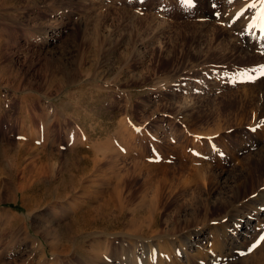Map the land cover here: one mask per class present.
Here are the masks:
<instances>
[{"label": "rangeland", "instance_id": "obj_1", "mask_svg": "<svg viewBox=\"0 0 264 264\" xmlns=\"http://www.w3.org/2000/svg\"><path fill=\"white\" fill-rule=\"evenodd\" d=\"M96 18L103 37L90 25L82 29L84 20ZM1 28L15 35L7 38ZM24 32L39 42L21 38ZM244 37L264 42L260 0H0V64L17 72L21 87L29 77L43 87L46 74V93L69 100V119L78 121L86 138L75 148L43 149L52 144L48 140L36 147L30 142L22 151L0 140V264H40L44 254L52 260L48 241L56 239L62 245L54 264H98L90 262V252L105 256L102 250L119 247L131 234L130 224L141 229L132 239L145 244L165 234L166 219L178 231L188 228L183 233L204 231L203 251L209 255L227 231L228 217L255 214L250 205L264 203V158L254 155L264 145V49ZM228 40L242 52L224 50ZM194 103L200 111L183 117L180 108ZM193 164L202 166L201 173ZM133 165L145 172L131 180ZM121 166L128 174L118 171ZM180 166L197 175L192 185L179 179ZM220 172L240 177L246 186L230 206L216 203L206 211L209 183ZM147 176L156 189L142 185ZM182 179L189 196L180 191ZM232 182L238 189V181ZM121 184L122 199L115 197ZM192 192L201 196L199 202ZM155 193L161 194V208L149 224ZM256 217L252 236L261 241L264 211ZM253 247L247 242L245 259L235 262L250 264L253 253L259 254Z\"/></svg>", "mask_w": 264, "mask_h": 264}, {"label": "bare ground", "instance_id": "obj_2", "mask_svg": "<svg viewBox=\"0 0 264 264\" xmlns=\"http://www.w3.org/2000/svg\"><path fill=\"white\" fill-rule=\"evenodd\" d=\"M261 5V4H260ZM92 9V8H91ZM101 16V15H100ZM104 16V15H103ZM105 17V16H104ZM107 18V17H106ZM99 19L96 18L94 21L90 20L88 22V20H84L83 21V24H82V29H86L89 25L91 26V28L94 29V31L96 32V34H100L101 35V31L100 30V26H101V20L100 22L98 21ZM104 19H102V22H103ZM54 22L56 20H53ZM105 21V20H104ZM234 22V21H233ZM236 22V21H235ZM51 23V21L49 22ZM48 23V24H49ZM53 23V22H52ZM57 23V22H56ZM113 23V22H112ZM230 23V22H229ZM239 23V22H238ZM47 24V25H48ZM55 24V23H54ZM65 24V23H64ZM236 24V23H235ZM58 25V24H57ZM105 25V24H104ZM161 25V24H160ZM159 25V27H160ZM46 26V25H45ZM52 26V24H51ZM89 26V27H90ZM103 26V25H102ZM106 26V25H105ZM134 26V25H133ZM158 26V25H157ZM162 26V25H161ZM240 26V25H239ZM58 27V26H57ZM113 27V26H112ZM135 27V26H134ZM248 27V26H247ZM92 29V30H93ZM238 29V28H236ZM104 32H105V28L103 29ZM114 30V29H113ZM43 31V30H42ZM49 31H51L50 29H46V32L48 33ZM60 31V30H59ZM108 31V29L106 30ZM112 31V30H110ZM85 32V31H84ZM87 33V32H86ZM85 33V34H86ZM107 34V33H106ZM105 34V35H106ZM111 34V33H110ZM121 34V33H120ZM119 34V35H120ZM128 34V33H127ZM92 35V34H91ZM109 34H107V37H108ZM117 35V33H116ZM129 35V34H128ZM127 35V36H128ZM88 36V35H87ZM118 36V35H117ZM132 36V35H131ZM48 37V36H47ZM103 37V36H102ZM112 37V36H111ZM120 37V36H119ZM122 37V36H121ZM51 38V37H50ZM89 38V37H88ZM125 38V36H124ZM52 39V38H51ZM113 39V38H111ZM263 40V38H261ZM260 39V40H261ZM120 40V39H118ZM117 40V41H118ZM106 41V40H105ZM113 41V40H112ZM110 40V43L112 42ZM116 41V40H115ZM124 41V40H122ZM243 41L247 44H254L255 46L259 47V48H263L264 49V42L262 41H251V38H243ZM129 42V41H128ZM128 42H125L128 44ZM101 43V41H100ZM103 43V42H102ZM116 43V42H115ZM120 43H122L120 41ZM119 43V44H120ZM225 43V42H224ZM107 44V43H106ZM112 44V43H111ZM135 44V43H134ZM143 44V42H142ZM103 45V44H102ZM239 45V44H238ZM114 44L111 45V48H113ZM140 46V45H139ZM139 46H138V49H139ZM143 46H145V44H143ZM117 48V46H115ZM114 47V48H115ZM142 47V46H141ZM245 47V46H244ZM223 49H228L229 50V53L230 52H237V53H241L242 52V49L240 50L237 49L236 47H233L230 43H229V40L226 41V43L224 44V47ZM109 51V50H108ZM134 51V50H133ZM245 52V50H244ZM248 53V52H246ZM101 54V53H100ZM232 54V53H231ZM112 55V54H111ZM140 60V59H139ZM264 83V82H263ZM253 89V88H252ZM259 90H260V87H259ZM264 90V89H263ZM258 94V93H257ZM261 95V94H260ZM264 95V94H263ZM172 98H169V100L171 101H176V100H172ZM175 99V98H174ZM198 99V97H197ZM262 99V102H261V113H259V118H261L264 122V98H260ZM196 100V99H195ZM178 101V100H177ZM205 101V100H204ZM242 101V100H241ZM256 101V100H255ZM258 101V100H257ZM195 102V101H194ZM203 102V101H202ZM151 103V102H150ZM169 103V102H168ZM172 103V102H171ZM176 103V102H174ZM196 103V102H195ZM192 105V107H186L185 108H180V110L182 109L183 111L180 113L183 117L187 116L188 113H190L189 111H192L193 113L195 112H198L200 111V107H201V104H197V106L195 105ZM205 103V102H204ZM251 103V102H250ZM157 104V103H156ZM155 104V105H156ZM179 104V103H178ZM242 104V103H241ZM174 105V104H173ZM245 105V104H244ZM148 106V105H147ZM157 106V105H156ZM171 106V105H170ZM184 106V105H183ZM204 106V105H202ZM149 107V106H148ZM154 107V106H153ZM175 107H178L175 105ZM180 107V105H179ZM243 107V106H242ZM259 108V107H258ZM178 110V109H177ZM246 112V111H245ZM259 120V119H258ZM257 121V120H256ZM256 123V122H255ZM258 123V121H257ZM261 123V122H260ZM252 125V124H251ZM221 129V128H220ZM214 130V129H213ZM196 131V130H195ZM220 131V130H219ZM197 132V131H196ZM203 132V131H202ZM214 132V131H213ZM216 132V131H215ZM134 133H135V130L131 131V136H134ZM209 133V132H208ZM44 134H46L44 132ZM43 134V135H44ZM136 134V133H135ZM199 134H202V133H199ZM205 134V133H204ZM214 134V133H213ZM40 135V134H39ZM72 135V134H71ZM71 139H74L73 140V143L71 144V147L72 146H75L76 144V141L77 140V136L73 137L71 136ZM37 136V135H36ZM42 136V135H41ZM131 136H128L129 138ZM136 136V135H135ZM41 138V137H40ZM76 138V139H75ZM71 139H70V142H71ZM131 139V138H130ZM168 148V147H167ZM257 150L254 152V155L258 154V157H263L264 158V145L263 144H258L257 146ZM96 149V148H95ZM106 149L103 148L101 149L100 151H102L104 153ZM124 151H128L129 148L126 147V149H123ZM183 150V147H181V149L179 150L180 152ZM195 152H200L198 151L199 149L198 148H194L193 149ZM131 151V150H129ZM134 151V150H133ZM132 151V152H133ZM140 152V151H139ZM178 152V151H177ZM131 153V152H130ZM201 153V152H200ZM199 153V154H200ZM204 153V152H203ZM201 153L199 155V158H202V156H204L205 158H203V160H206L207 158V155ZM132 154V153H131ZM198 154V153H197ZM203 154V155H202ZM144 155V154H143ZM141 157V155H140ZM134 162V161H133ZM141 165V164H140ZM184 165V164H183ZM194 165V164H193ZM134 166V165H133ZM196 166L194 169L196 170L195 173L201 171V168L202 166L199 165H194ZM50 167V165H49ZM66 167V166H65ZM69 167V166H68ZM140 167V166H139ZM181 167V166H180ZM67 168V167H66ZM175 168V167H174ZM200 168V169H199ZM160 169V168H159ZM120 170H124L123 173L124 174H128V170L127 169H124V167H120L118 169V171ZM132 172L131 173V180L137 178L138 174L140 175V173H143L145 171H143L142 167L141 169L134 166L132 167ZM181 170L182 171H179L180 174H179V179L181 177L185 178V182L187 181V184H191L193 183L194 180H196V174L194 173H191V172H188L187 170H185V168L181 167ZM191 171V170H190ZM121 172V171H120ZM153 172H155V170H153ZM183 173H186L183 175ZM201 173V172H200ZM203 173V172H202ZM210 173V172H209ZM227 173V172H226ZM226 173H219V174H215V176H213V179L210 181L209 183V190H210V198L208 200V205L206 206V211L209 209V206H213L214 204H218V203H222V205H227V206H230L234 201H236L240 195V192H241V189L240 188H244L246 186V183L242 182L241 179L238 178V176L235 178L234 176H230L229 174H226ZM145 174L147 175H150L149 172L147 171ZM154 174V173H153ZM205 174V173H204ZM234 174V173H233ZM232 174V175H233ZM172 175V174H171ZM207 175V174H206ZM121 176V175H120ZM130 176V175H129ZM190 176H192L190 178ZM148 177V176H147ZM206 177V176H205ZM123 178V177H122ZM126 178V177H125ZM144 178V177H142ZM151 176L148 177L147 179H145L142 183V185L144 186H147V188H153V184L151 181L153 180H150ZM176 178V177H175ZM195 178V179H194ZM201 179V177H199ZM245 178V177H244ZM130 179V177H129ZM128 179V180H129ZM191 179V181H190ZM233 179H236L238 182H235L237 183L239 186L238 189H235L233 188V185H232V180ZM143 180V179H142ZM150 180V181H149ZM157 180V179H156ZM177 180V179H176ZM193 180V181H192ZM205 180V179H204ZM245 180V179H244ZM122 181V180H121ZM203 181V180H202ZM175 182V181H174ZM181 183L184 182L183 179L180 181ZM179 182V184H180ZM183 183L181 185L182 188L180 189L181 193L183 194V196H189L187 195L185 192L186 190L188 189V186L186 188V183ZM127 183V182H126ZM159 183V180L158 182ZM156 183V185H157ZM195 183V182H194ZM202 183H205V182H202ZM122 185V184H121ZM155 185V186H156ZM159 185V184H158ZM191 185L189 186V188L191 187ZM174 186V185H173ZM125 186H117V188L115 189L116 190V196L114 194L115 197H121L122 196V191L124 189ZM178 187V186H177ZM181 187V186H180ZM196 187V186H194ZM144 188V187H143ZM176 188V187H175ZM154 189H156L154 187ZM152 190V189H151ZM172 190V189H171ZM175 190V189H174ZM207 190V189H206ZM244 190V189H243ZM192 191V190H191ZM190 191V192H191ZM153 192V191H152ZM172 193L174 191H171ZM188 192V191H187ZM8 193V192H7ZM193 193V192H192ZM157 194L155 193V195H153V199H151V203H150V214H149V220H148V223H150V215L154 214L155 211L157 210H160L161 208V200L159 198V196L161 194ZM199 197H201L200 195H197ZM197 196H194V193L190 195V197L193 199V202L195 201L196 203L200 201V199H198L199 197ZM155 197V198H154ZM161 197V196H160ZM170 197V196H169ZM165 198V197H164ZM122 199V198H120ZM190 199V200H192ZM149 200V199H148ZM167 200V199H166ZM199 200V201H198ZM202 200V199H201ZM120 201V200H118ZM262 201L263 200H256L254 203H252L250 205L251 208L254 209V212L255 214H247L246 213H243L240 217L237 215V217H228L229 218V222H227L226 224H224L223 226H225V229L227 231H229L230 233L227 234V231L224 232L222 235V238H221V241L220 242H215L214 244V247H215V250L213 253L209 254V255H206L207 252L206 251H203V243L206 242V237H204L203 235V232L204 231H201V230H191V231H187L186 233H183L184 230L188 229V228H185V229H181L180 231H178L177 227H175L172 222L170 221L171 219H166V223H165V228L162 229L164 231V235H161L160 233H157L156 234V237L154 239H149L147 241V243L145 244H138V240H135V239H132V238H136L137 236V233L140 232L141 229H139V227L135 224H130L131 226V234H127V235H124V237H122V240H119L121 241L119 247H115L113 249H111L109 252L107 250H102L104 251L103 253H105V256L104 255H101V254H98L99 253V250L98 253L89 250V251H92L90 253H92V255L94 257H92V259L89 258L90 262H92L91 260H96L98 262V264H192V258H191V255L193 256H197L199 257L200 260L203 259V264H238V262H235L237 257L238 259L239 258H244V253L246 252V243H251L254 245V247L256 248L255 250H257V252L259 254H256V253H253V255L251 256V258L249 259L248 263L250 264H264V248L263 247V240L258 238L255 239L252 235L255 236V229H254V223L256 222V216L257 214L259 213H262V211H264V203L262 205ZM122 202V201H121ZM148 202L145 201V205L147 204ZM69 204V203H68ZM118 204V203H117ZM152 207V208H151ZM249 207V206H248ZM146 209V208H145ZM148 210V209H147ZM175 213L177 214V211H175ZM187 212L184 211V219H185V223H188L189 220L188 218H186V215L188 216V214H186ZM236 213V212H235ZM156 215V214H155ZM240 215V213H239ZM178 219V218H177ZM152 221V220H151ZM139 222V221H138ZM171 222V223H170ZM147 223V222H146ZM146 225V224H145ZM234 225H235V228H234ZM83 227V226H82ZM187 227V226H186ZM33 228V227H32ZM35 230V228H34ZM47 230V229H46ZM37 232V230H35ZM161 231V230H160ZM162 231V232H163ZM50 232V231H49ZM55 232V231H54ZM53 232V233H54ZM154 232V231H153ZM38 233H40L38 231ZM46 233V232H45ZM52 233V231H51ZM156 233V231L154 232V234ZM179 233V234H177ZM41 234H42V231H41ZM47 234V233H46ZM49 234V233H48ZM75 234V233H74ZM99 234V233H97ZM96 234V235H97ZM102 234V233H101ZM50 236V235H49ZM63 236V235H62ZM258 236V235H257ZM263 236V235H262ZM261 236V237H262ZM54 238H60V237H54ZM106 238V237H105ZM138 238V237H137ZM264 238V237H263ZM52 239V238H51ZM62 239V238H60ZM109 239V238H108ZM124 239V240H123ZM55 240V239H54ZM59 240V239H58ZM116 241V240H115ZM23 242V241H22ZM144 242V241H143ZM49 243V249H50V252H51V259L52 260H49L47 258V255L44 254V258L41 260L40 264H54L57 262V259L55 257V254L58 250V245H60L58 243L57 245V239L55 241H48ZM61 243V242H60ZM104 243H105V240H104ZM104 243H101L99 242V245L101 247V245L103 246ZM119 243V242H118ZM123 243H125V246H123ZM117 244V243H115ZM259 244H262L261 246H259ZM62 245V244H61ZM60 245V246H61ZM97 245V244H96ZM106 245V244H105ZM66 246V245H65ZM95 246V245H94ZM93 246V248H94ZM253 247V248H254ZM60 248V247H59ZM98 248V246H97ZM3 249V248H2ZM259 249V250H258ZM95 250V249H94ZM24 251V250H23ZM96 251V250H95ZM101 251V250H100ZM1 252V251H0ZM3 252V251H2ZM1 252V253H2ZM256 252V251H255ZM27 252H23L21 255H26ZM246 254V253H245ZM252 254V253H251ZM250 254V255H251ZM28 257V255L26 256ZM201 257V258H200ZM250 257V256H249ZM22 258V257H20ZM16 259V258H15ZM19 259V258H18ZM26 258H22V259H19L18 261H21V262H24ZM237 259V260H238ZM245 259V258H244ZM243 259V261H244ZM2 261V260H1ZM16 261V260H15ZM239 261V260H238ZM13 262V261H12ZM246 262V261H244ZM242 262V264L244 263ZM16 263V262H15ZM19 263V262H18ZM199 263V262H198ZM59 264V263H58ZM93 264H95V262H93Z\"/></svg>", "mask_w": 264, "mask_h": 264}, {"label": "crops", "instance_id": "obj_3", "mask_svg": "<svg viewBox=\"0 0 264 264\" xmlns=\"http://www.w3.org/2000/svg\"><path fill=\"white\" fill-rule=\"evenodd\" d=\"M1 30L7 38L13 36V34L15 35L8 28H1ZM33 31L36 33L34 28ZM31 35L24 32L20 34V37H28L29 42L35 44L38 40H35L36 36L30 37ZM2 70H4V73H0V84H2L0 85L1 141L9 142L12 147L20 151L32 147V145H28L30 142L36 147L41 143H47L48 140L52 144L49 146L42 145L43 149L69 148L74 140L69 136L71 134L77 136L78 140L72 148L78 147L79 144L77 143L86 141V138L81 135L78 121H70L69 119L67 113L69 100L65 99L62 94L54 99L53 96L46 93L48 89V85H45L47 81L46 74L41 79L43 87H37L38 85L35 84L37 81L33 77H29L32 81L25 78L27 81L25 80L24 87H21L19 84L21 77H17V72L7 62L0 64V72ZM23 142L25 146H18Z\"/></svg>", "mask_w": 264, "mask_h": 264}, {"label": "snow or ice", "instance_id": "obj_4", "mask_svg": "<svg viewBox=\"0 0 264 264\" xmlns=\"http://www.w3.org/2000/svg\"><path fill=\"white\" fill-rule=\"evenodd\" d=\"M185 2H186V3H191V0H185ZM232 2H233V0H229V3H232ZM260 2H261L262 4H264V0H260ZM249 7H254V5H250ZM243 15H244V13L241 12L237 18H238V19H239V18H242ZM262 74H264V73H262Z\"/></svg>", "mask_w": 264, "mask_h": 264}]
</instances>
